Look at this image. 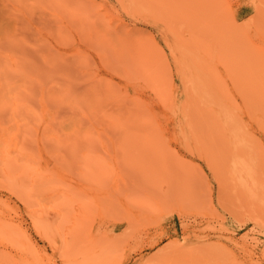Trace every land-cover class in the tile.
<instances>
[{
	"label": "rangeland",
	"instance_id": "1",
	"mask_svg": "<svg viewBox=\"0 0 264 264\" xmlns=\"http://www.w3.org/2000/svg\"><path fill=\"white\" fill-rule=\"evenodd\" d=\"M95 259L264 264V0H0V264Z\"/></svg>",
	"mask_w": 264,
	"mask_h": 264
},
{
	"label": "bare ground",
	"instance_id": "2",
	"mask_svg": "<svg viewBox=\"0 0 264 264\" xmlns=\"http://www.w3.org/2000/svg\"><path fill=\"white\" fill-rule=\"evenodd\" d=\"M130 229V230H129ZM128 230H127V232L126 231H123V232H121L120 234H117V236H115V238H113L111 241L109 240V241H107V243L105 244V251L107 252V254H105V256H103V258L101 259V261L104 259H106V258H109V257H111L112 255H114V253H115V251L116 250H118L120 247H122V243L124 242V241H126L125 239H128V237L130 238L131 236H136V234H135V232H134V230L133 229H131V228H129ZM132 230V231H131ZM124 234H126L127 236H126V238H124ZM104 249V247L102 248V250ZM101 252V251H100ZM101 254V255H100ZM100 254H98L99 256L97 257V259H100L101 258V256L103 255L102 254V252L100 253ZM113 257V256H112ZM112 259V258H111ZM96 260V259H95ZM94 260V261H95ZM103 260V261H104ZM94 261H92V262H94ZM97 261V263L98 264H104L103 262H101L100 263V261L99 260H96ZM96 261H95V263H96ZM99 261V262H98ZM106 261V260H105ZM104 261V262H105ZM94 264V263H93Z\"/></svg>",
	"mask_w": 264,
	"mask_h": 264
}]
</instances>
